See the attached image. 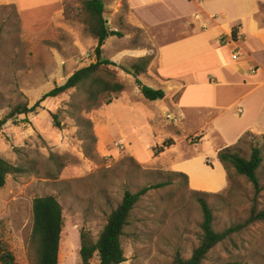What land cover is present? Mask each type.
<instances>
[{
    "label": "rangeland",
    "instance_id": "1",
    "mask_svg": "<svg viewBox=\"0 0 264 264\" xmlns=\"http://www.w3.org/2000/svg\"><path fill=\"white\" fill-rule=\"evenodd\" d=\"M83 1L0 0V120L20 105L31 108L74 72L96 63L98 42L89 31ZM115 1L117 9L104 10V18L109 31L114 29L123 37L107 40L103 57L117 65L113 68L128 91L127 97L123 92L104 94L100 105L88 110L83 90L74 89L0 129V157L22 170L9 176L6 186L0 189V243L13 253L17 264H36L31 236L37 197L54 196L64 210L59 264H82L81 231L90 232L97 241L125 191L135 193L168 181L172 185L150 191L136 205L123 237L127 258L123 264H175L177 256L189 259L199 246L202 213L197 196L190 182L172 171L174 152L154 157L153 151L173 138L178 144L176 153L195 157L199 150L206 164L209 161V167L214 168L217 155L206 147L205 128L190 135L205 124L204 115L191 114L177 133L160 121L135 125L132 118L127 120L129 123L119 120L116 124H121V129H137L126 139L119 134L120 126L110 124L123 105L138 101L135 78L122 71L138 60L129 52L153 47L150 40L172 39L163 36L167 27H138L130 20L127 0ZM156 12L147 9L146 19L155 23L170 15ZM141 109L153 119L149 109ZM255 136L258 138L254 142L262 145L261 135ZM214 140L217 148L222 145L218 138ZM119 143H124L126 149L118 150ZM250 143L242 147L245 158L250 156ZM190 172L192 187L213 189L200 171ZM259 175L264 185V164ZM231 177L226 189L203 196L214 210L219 232L244 223L254 203L252 185L234 171ZM257 206L264 209V192ZM228 262L264 264V223L248 227L213 249L206 264ZM98 263L96 257L93 264Z\"/></svg>",
    "mask_w": 264,
    "mask_h": 264
},
{
    "label": "crops",
    "instance_id": "2",
    "mask_svg": "<svg viewBox=\"0 0 264 264\" xmlns=\"http://www.w3.org/2000/svg\"><path fill=\"white\" fill-rule=\"evenodd\" d=\"M59 1L62 3L63 0ZM103 2L104 10L117 9L114 7L115 0ZM127 2L131 8V22H135L140 28L167 27L163 36L172 38L165 41L150 40L153 47H139L138 50L129 52L136 59L154 56L147 72L138 79L144 85L164 90L166 97L151 102L136 85L138 101L123 105L124 109L119 110L115 119L111 117L110 124L120 126L119 134L126 139L128 135L136 133L137 129H121L122 125L116 124L119 120L127 121L132 118L136 120L135 125H143V121L147 124L160 121L177 133L191 114L204 115L205 124L190 135L205 128L206 147L212 148L214 155H217L214 168L206 164L204 155L199 150L195 157H189L185 152L176 153L178 144L173 138L169 139L174 140V146L161 155L174 152L176 160L173 159L171 169L187 175L193 191L217 193L226 189L228 176L218 160V152L235 146L247 132L264 135V0ZM147 9H156L157 12L170 15L165 21L152 23V20L146 19ZM236 22L241 25L234 40L232 26ZM176 25L181 27L178 29ZM112 37L117 36H111L108 40ZM123 94L127 97V89H124ZM141 107L149 109L153 119ZM106 110H109V106ZM201 138L203 137L200 136ZM216 138L222 142L218 148L214 140ZM191 170L200 171L210 181L207 186L213 189L192 187Z\"/></svg>",
    "mask_w": 264,
    "mask_h": 264
},
{
    "label": "trees",
    "instance_id": "3",
    "mask_svg": "<svg viewBox=\"0 0 264 264\" xmlns=\"http://www.w3.org/2000/svg\"><path fill=\"white\" fill-rule=\"evenodd\" d=\"M83 6L88 15L89 31L98 42V46L95 49L96 63L74 72L63 85L56 86L53 90L43 95L31 108L28 105L16 107L8 116L0 120V129L12 119L22 115L27 117L29 114L37 112L47 100L57 99L59 96L74 89L83 90L86 95V102H88V110L100 105V96L108 93L123 92L124 85L119 82L117 71L113 68L117 65L103 57V46L108 38L111 36L122 38L123 35L119 32L109 31L107 20L104 18L105 6L103 0H84ZM240 25V22L233 23L232 39L234 40L237 38ZM152 61L153 56L138 59L133 66L122 69V71L135 78L137 86L147 100L156 102L166 97L165 91L144 85L138 79L140 75L147 72ZM53 117L56 121V126L60 127L57 115ZM257 138L252 132H247L235 146L224 148L218 152V160L227 172L228 181L231 183V171H234L236 175L245 178L253 187L254 203L248 219L244 223L232 225L221 232L217 231L215 228L214 210L203 197L210 194L193 191L197 196L202 213L200 242L189 259L177 256L175 264H206L213 249L248 227L264 223V209H259L257 206L258 197L264 192V185H262L259 175L264 164V135L260 136V139L263 140L262 145L259 142H254ZM249 140H251V153L249 158H245L242 156V147ZM174 144L173 139L166 140L162 145L154 149V157L160 156ZM207 165L212 166L209 161ZM21 172V168L0 157V189L6 186L9 176L20 174ZM174 174L189 181L188 176L185 174L175 172ZM170 185L172 183L168 181L145 187L135 193L128 190L125 191L121 203L109 215L107 224L101 231L97 241L93 239L90 232L81 231L80 257L82 264H93V260L96 257L99 259L98 264L125 263L127 258L123 247V237L130 224L136 205L150 191L163 189ZM64 227V210L57 198L54 196L37 197L33 202V232L31 236V245L35 248L37 255L36 264H59L61 236ZM0 263L17 264L13 253L2 243H0ZM222 264L242 263L228 262Z\"/></svg>",
    "mask_w": 264,
    "mask_h": 264
},
{
    "label": "built area",
    "instance_id": "4",
    "mask_svg": "<svg viewBox=\"0 0 264 264\" xmlns=\"http://www.w3.org/2000/svg\"><path fill=\"white\" fill-rule=\"evenodd\" d=\"M125 149H126V147H125L124 143H119V144H118V150L123 151V150H125Z\"/></svg>",
    "mask_w": 264,
    "mask_h": 264
}]
</instances>
